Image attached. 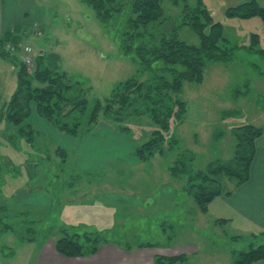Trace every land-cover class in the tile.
I'll return each mask as SVG.
<instances>
[{
    "label": "rangeland",
    "instance_id": "1",
    "mask_svg": "<svg viewBox=\"0 0 264 264\" xmlns=\"http://www.w3.org/2000/svg\"><path fill=\"white\" fill-rule=\"evenodd\" d=\"M203 1L214 19L224 24L227 40L222 44L234 49V54L228 61L207 60L204 78L184 81L181 91L164 86L163 79L171 81L173 75L163 69V60L146 52L140 54L136 48L154 46L159 31L199 46L198 33L184 24L185 0L178 4L165 0L162 20L141 28L133 37L124 30L131 10L102 22L82 0L0 2V38L9 28L17 35L16 43L0 39V46L14 52L7 55L9 59L0 54V247L12 251L7 244L22 242L14 230H3L6 225L37 240L57 239L67 229L71 233L89 232L93 239H104L101 243L195 246L197 255L192 258L196 264H234L231 248L244 250L252 241L264 243V236H254L251 224L230 218V210H221L224 218H230L227 223H218L214 213L200 210L184 189L187 174L170 172L171 164L181 160L191 170L206 169L217 158L230 160L237 145L235 128L241 125L250 123L264 130V51H259L264 48V22L257 15L227 16L228 8L248 0ZM187 2L194 4L196 0ZM259 2L264 6V0ZM255 32L261 34V42L253 45ZM25 45H31L34 54L33 63L26 64L28 72L36 75L37 59L44 52L41 61L45 66L59 74L66 72L71 82H79L89 98L90 110L96 99L107 106L114 88L126 80L135 78L155 88L127 115L108 116L100 110L97 122L89 124L86 113L80 126L82 135L75 138L81 139L80 143L73 141L77 148L83 145L82 150H86L92 141L115 134L129 150H135L156 132H165V152L149 162L139 161L134 154L116 160L119 150L111 158L102 155L103 148L98 149V156L87 155L79 161L76 146L71 150L67 139L59 142L53 131L41 132V127L36 129L35 150L26 137L20 141L16 133L20 128L5 121L4 102L17 90V64ZM180 101L185 103L183 109ZM31 107V113L37 114L35 105ZM119 107L115 103L113 111ZM71 108L68 106L65 113ZM168 112L172 113L170 118ZM110 143L107 149L114 151ZM233 185L232 179L224 178L223 186L231 189Z\"/></svg>",
    "mask_w": 264,
    "mask_h": 264
},
{
    "label": "trees",
    "instance_id": "2",
    "mask_svg": "<svg viewBox=\"0 0 264 264\" xmlns=\"http://www.w3.org/2000/svg\"><path fill=\"white\" fill-rule=\"evenodd\" d=\"M82 1L94 9L97 17L102 22H108L115 14L118 15L127 10H131L124 30L126 35L132 37L136 36L135 32L141 28L146 29L156 21L162 20L165 14L163 6L165 0ZM171 1L178 4L184 0ZM184 13L186 18L184 24L191 25L200 36L201 44L199 46L189 45L185 41L178 39L176 34L171 32L162 33L163 31H159L158 41L154 46L148 48L149 46L144 47L140 45L136 48L140 54L146 52L157 55L159 59L163 60V69L170 71L171 75H173V80L171 81L163 79L164 86L177 91L183 89L184 81L199 82L204 78L205 62L207 60L228 61L233 58L234 54V49L223 47L222 42H226L227 40L224 34V24L214 19L203 0H196L194 4H190L185 0ZM226 13L228 17L241 18H250L257 15L264 22V6L259 0H248L240 5L232 6L227 9ZM207 27H209L208 32L206 31ZM139 33L137 32V34ZM4 34H2L3 37L0 38L1 40L6 38L8 41H14L16 43L15 38L17 35L10 28ZM7 35L11 39L7 38ZM260 35L257 32L253 33L252 44L261 42ZM0 43L2 44V42ZM2 45L0 46L1 56L9 59L7 55L11 56L14 52H9ZM261 48L259 51L263 53L264 48ZM42 56L40 54L37 59L38 68L34 76L28 72L27 65L23 62V59L17 64V90L9 102H4V105L6 104L5 121L7 125L20 128L16 131L20 141L26 137V142L34 150L36 149L35 145L37 142L35 138L39 135V132L36 131L30 122V116L32 114L31 106L33 104L36 107L37 113L42 118L48 120L59 130L78 137L82 135L80 126L86 113H88L87 116L90 118L88 121L89 124L97 122V115L100 110H104V113L108 116H114V114L121 116L127 115V112L130 111L139 99H142L145 94L151 96L152 90L155 89L146 82H137L135 78H132L114 88L111 98L107 100V106L104 107L101 100L96 99L90 110L88 107L89 98L85 97L84 91L78 86L79 82H71L66 72L59 74L58 71H53L47 65L45 66L41 61L43 59ZM10 60L14 61L16 59L10 58ZM37 81L39 83L34 85V82L37 83ZM136 85L138 87L137 90L133 88ZM136 93L139 98L138 96L135 98L132 97V94ZM1 100L2 97L0 94V102ZM115 103L120 105L119 111L117 112L113 111ZM178 104L181 109L185 106L183 101L178 102ZM70 105L72 108L69 112L65 113L67 107ZM168 108L171 110L172 106L168 105ZM171 114V112H168L167 115L169 118ZM64 115L66 116L65 118H63ZM164 127L167 129V125ZM234 133L237 136V145L235 153L230 160L217 158L211 161L206 169L203 170L188 169V166L182 160L181 162L177 161L176 165L171 164L170 166V172L175 176L187 174V182L184 185V189L192 195L200 210L203 212L208 211L209 204L217 196L232 192L231 189L223 186L224 178L232 179L235 186L250 178L251 165L256 155V141L264 134V130L262 127L249 123L235 128ZM14 139L15 137L12 138V141ZM165 142V132H156L155 136H152L149 140L139 145L133 154L140 161L149 162L157 154L165 152ZM183 153L184 151L180 152L179 155H183ZM221 220L228 221L227 219ZM9 229L14 230L22 241L31 238V236L24 237L21 232L8 225L3 228L5 231ZM62 231L63 235L56 239V247L58 251L67 256L95 253L101 241L104 240L99 237L93 239L89 232L81 234L77 232L71 233L67 229H63ZM253 234L255 237H258V234ZM260 235L264 236V230ZM231 250L234 264H255L259 260L264 259V243L252 241L249 249L237 250L231 248ZM159 259L174 262L178 259L184 260V257L170 256L159 257Z\"/></svg>",
    "mask_w": 264,
    "mask_h": 264
},
{
    "label": "crops",
    "instance_id": "3",
    "mask_svg": "<svg viewBox=\"0 0 264 264\" xmlns=\"http://www.w3.org/2000/svg\"><path fill=\"white\" fill-rule=\"evenodd\" d=\"M30 122L37 130L41 127V130H39L41 132H46L47 130L53 131L56 138H60L59 142L60 140L67 139V145H71V150L73 145L76 146L79 161H83L87 155L98 156V149L103 148L105 149V153H102V155L108 154L111 158L119 150L118 154L114 156L117 158L116 160L123 159L127 154L129 156L133 155L134 148L129 150L124 140L120 142L117 139H121V137L115 138L116 136L113 133L112 137H104L103 139L94 141L90 140L92 143L88 144L86 150H82V147L84 148L83 145L77 148L81 139L76 140V136L64 131L54 130L53 125L38 113L31 114ZM106 139H108V143L105 145L102 142ZM111 140L113 141L111 142ZM73 141L77 142V145ZM109 143L115 148L114 151L107 149V147H110ZM122 147L123 150L120 151ZM132 155L131 157H134ZM131 159L134 160V158ZM231 191L230 194L217 196L209 204L207 213H214L218 217H214V220L218 221V223H227L230 221V218L238 217L255 228L253 233L261 234L264 230V134L256 141V155L251 165L250 178L237 186L233 185ZM223 207L233 212L230 218H224L225 213L221 211ZM221 219H227L228 221H222ZM7 245L12 246L13 250H8V247L4 249V246L0 247V264H196L197 261L193 260L192 257L197 255L195 253L198 250L195 246L183 247L179 246L180 244L152 243L149 245L125 246L116 242H102L95 253L67 256L58 251L56 238L53 236L42 240L29 238L23 240L18 245L15 243ZM170 256H183L184 260L178 259L177 261L169 262L166 259H159V257ZM202 262L200 261V264ZM255 264H264V259L259 260Z\"/></svg>",
    "mask_w": 264,
    "mask_h": 264
},
{
    "label": "built area",
    "instance_id": "4",
    "mask_svg": "<svg viewBox=\"0 0 264 264\" xmlns=\"http://www.w3.org/2000/svg\"><path fill=\"white\" fill-rule=\"evenodd\" d=\"M25 57L24 60L27 64H32L33 63V58H32V53H33V48L31 46H26L25 47Z\"/></svg>",
    "mask_w": 264,
    "mask_h": 264
},
{
    "label": "water",
    "instance_id": "5",
    "mask_svg": "<svg viewBox=\"0 0 264 264\" xmlns=\"http://www.w3.org/2000/svg\"><path fill=\"white\" fill-rule=\"evenodd\" d=\"M41 53H43V52H41Z\"/></svg>",
    "mask_w": 264,
    "mask_h": 264
}]
</instances>
